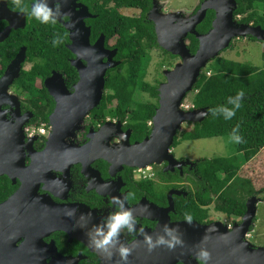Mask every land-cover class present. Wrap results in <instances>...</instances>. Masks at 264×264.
I'll list each match as a JSON object with an SVG mask.
<instances>
[{
  "label": "flooded vegetation",
  "instance_id": "obj_1",
  "mask_svg": "<svg viewBox=\"0 0 264 264\" xmlns=\"http://www.w3.org/2000/svg\"><path fill=\"white\" fill-rule=\"evenodd\" d=\"M59 2L60 11L67 14V19L61 17L56 24H41L26 12H21L15 0H0V82L20 51L25 54L19 77L8 82L7 88L0 90V151L6 144V147L13 153L21 154L24 162L21 171L14 173L13 176L6 173L0 175V264H124L115 248L111 249L113 252L111 258L93 249L88 243L86 234L113 210L110 204L113 197L128 193L133 194V198L126 203V206L132 210L137 220V233L130 235L126 230L121 233L120 241L132 248L126 264H198L195 254L199 248H205L210 253L208 264H226L222 250L212 252L213 250L209 251L210 245L187 243L188 234L174 225L185 222L186 213L192 216V222L201 225L208 226L214 222H222L227 226L228 231L225 229L224 232H219L216 238L226 242L227 238L235 239L238 235L236 228L244 220L248 201L258 198L262 199L259 200L260 202L264 200L263 198L260 196L246 198V211L241 216L228 215L216 209V199L212 203H204L203 195L210 193V186L199 172L200 161L178 157L175 154L174 148L178 135L171 147V154L179 162L191 161L186 164L181 163V166L169 161L163 164H153L141 168H150L149 171H151L150 175L143 176L139 174L140 168L138 167L127 164L120 167L102 158L94 161V152L99 149L94 148V135L102 138V141L99 139L97 141L101 145L106 143L109 147L121 151L125 147L127 137L117 135L119 132L125 135L130 131V146L141 143L151 136L154 116L160 106V93L158 92L156 99L151 97L149 100V102L157 103V106L155 115L148 123L150 129L141 138L135 135L137 131L135 132L131 125L130 116L96 118L92 114L101 105L107 92L109 71L124 63V58L118 57V48L113 47L115 44H112L113 37L109 41L104 32H100L97 36L94 35V19L99 15L96 12L97 8L110 9L114 5L113 1L77 0L78 4L88 7L91 15L85 18L86 25L91 28V45H94L104 35L105 47L109 50H118L114 59L120 64L107 71L106 88L101 103L80 122L78 128L73 129L74 135L67 137L65 142L58 147L61 154L66 157L63 162L57 163L61 170H53L52 173L46 170V167L49 168L52 164L51 157L45 154L48 148V138L53 131L50 117L58 104V100L47 87L46 80L51 78L55 72L60 73L66 89L71 93L75 92V87L81 80V74L73 64L78 56L69 48L73 42L71 30L67 27L71 17L64 8V2L61 0ZM202 2L200 0L199 6L195 11L193 10L192 14L190 13L191 15L198 11ZM32 3L33 0H20V4L25 8L30 9ZM48 3L50 7H55L56 0H48ZM163 5L164 3L161 4L160 0H151V7L145 14L147 21L153 24L155 32V8L157 12L163 14L173 12L165 9ZM123 13L128 16H141L139 10L124 9ZM181 18L184 19V17ZM203 21L197 25V31L204 34L208 33L213 25L207 31L201 32L199 28ZM190 36L191 33L187 35L186 42L191 49ZM36 39L47 42L59 39L64 48L71 52L70 55L65 54L64 48L61 47V62H69L75 73L71 75L67 74L64 69L53 68L50 74L36 81L35 90L21 85L19 80L23 73L31 71L36 63L41 62L38 57L31 59L29 45L25 43ZM18 41H21L20 44ZM199 45L200 42L196 50L191 49L192 53H196ZM157 49L162 51L163 57H166L169 64L167 69L160 72L161 75L163 72V80L153 83L158 85L159 91L160 86L168 81L166 70H173L182 58L169 52L177 57V59L176 57L171 59V55L165 54L163 52L165 49L161 46L155 50ZM81 61L86 66L89 64L85 58H81ZM55 85L59 86V84ZM113 105L115 104L111 106ZM46 114L47 121L45 120ZM2 117H5V123ZM41 120L43 121L39 124ZM119 122L121 123L120 129L117 128ZM30 125L38 128L44 125L46 133L29 138L26 129ZM184 125L183 132L184 128L187 129V125L185 127ZM14 135H20L21 146L16 145L12 140ZM91 142L92 154L76 157V159L80 158V161L73 163L74 151ZM13 159L16 158L12 156L5 160L10 161L12 166L18 170V163L15 162L16 165H14ZM38 163L44 166L36 170ZM212 206L217 213L212 212ZM221 216H225L224 219L220 218ZM165 225L178 230V235L184 241L183 246H176L174 249L159 246L149 251L144 243L143 235L139 234V229L142 228L145 234L155 239L157 235L162 234ZM253 225L245 240L249 242L251 248H260L261 246L251 242ZM235 244L236 248H241L240 243L235 242Z\"/></svg>",
  "mask_w": 264,
  "mask_h": 264
},
{
  "label": "water",
  "instance_id": "obj_2",
  "mask_svg": "<svg viewBox=\"0 0 264 264\" xmlns=\"http://www.w3.org/2000/svg\"><path fill=\"white\" fill-rule=\"evenodd\" d=\"M61 1L64 2V8L71 17L67 27L71 30L73 42L69 48L78 56L73 64L80 72L81 80L76 85L74 93L66 89L60 73L55 72L51 78L46 80L47 87L58 100L55 112L50 117L53 131L48 138V148L45 152L46 156H50L52 159L51 166L46 167L50 173L53 170H61L57 163L63 162L66 157L61 154L58 147L65 142L67 137L74 135L73 129L78 128L80 122L101 103L106 88L107 71L120 64L114 59L118 50H109L105 47L104 35L94 45H91V28L85 22V18L91 16L88 7L78 4L77 0ZM237 7V0H205L197 13L193 15L188 13L190 16H185V19L181 18L184 15L182 11L163 14L157 12V8H155L154 19L159 45L173 55L180 56L182 61L173 70H166L168 81L159 88L160 106L154 116V128L151 136L141 143L130 146V131L125 135L119 132L117 135L127 137L125 147L121 151L109 147L106 143L101 145L97 141L98 139L102 141V138L94 135V148H99L94 152V161L102 158L116 166L122 167L127 164L138 168L163 164L166 161L177 163L179 166L181 163L191 162L190 160L179 162L171 154V147L178 133L183 130L185 123L202 122L210 114V111L208 108L184 110L183 104L187 95L194 91L203 70L208 67L211 61L219 57L224 49L230 47L234 38L252 36L264 41V29L261 26L237 21L234 14ZM209 10L216 12L212 29L208 33H199L197 25L206 18ZM190 33L194 34L200 42L196 53H192L186 42V37ZM81 58L87 59L89 64L84 65ZM24 60L25 54L20 51L1 80L0 90L5 89L8 82L19 77ZM55 84H59V86ZM2 120L4 123L6 122L5 117H2ZM117 126L120 129L121 123L119 122ZM12 140L16 145L21 146L20 135H14ZM88 154H92V142L81 149H76L72 162H79L80 158L76 159V157ZM12 156L16 158L13 159V162L14 165H16L15 162L18 163V170L12 166L10 161L5 160ZM39 164L41 163H38L36 170L44 166V164ZM23 165L21 154L13 153L4 144L0 151V175L6 173L13 176L14 173L21 171ZM259 200L262 199L253 198L248 201L244 220L236 228L238 235L235 239L227 238L226 242L216 238L219 232H224L227 229V226L222 222H214L208 226L197 222L191 224L183 222L174 226L188 234L187 243L210 245L209 251L213 250L212 252L222 250L225 254L223 259L226 264H264V247L251 248L249 242L245 240L254 222ZM227 234L230 235V233ZM235 242L240 243L241 248H236Z\"/></svg>",
  "mask_w": 264,
  "mask_h": 264
},
{
  "label": "trees",
  "instance_id": "obj_3",
  "mask_svg": "<svg viewBox=\"0 0 264 264\" xmlns=\"http://www.w3.org/2000/svg\"><path fill=\"white\" fill-rule=\"evenodd\" d=\"M110 1L114 3L110 9L100 7L96 10L99 15L94 19V35L104 32L109 41L113 37V47L118 48V57L124 58V63L109 71L107 92L101 105L92 114L96 118L130 116L131 125L137 131L135 135L141 138L150 129L148 123L155 115L157 103L147 101L136 104L135 93L141 90L156 99L159 92L158 85L145 79L148 64L152 61L151 51L160 48L154 26L145 18L151 7V0H107ZM237 2L235 18L241 23L264 29V0ZM124 9L139 10L141 16L125 15ZM214 17L215 11L209 10L199 30L207 31ZM190 39V47L194 51L199 41L192 34ZM249 39L257 40L252 36ZM25 43L29 45L31 59L38 57L41 62L36 63L31 71L23 73L19 80L21 85L35 90L36 81L50 74L53 68L64 69L71 75L75 73L69 62H61L63 43L54 45L53 42L37 39ZM107 45L110 46L108 43ZM262 45L264 58V41ZM63 51L71 54L67 48ZM163 52L173 56L166 50ZM239 91L244 92L241 107L231 120H226L220 109L231 108L228 98L235 97ZM193 92L195 109L208 108L210 114L202 122L194 123L193 128L185 130L183 140L228 136L233 128L239 126V135L243 137V141L236 143V148L242 154V164L234 157L205 160L199 164V172L210 186V193L203 195L204 203H212L216 199V209L228 215L241 216L246 211V198L257 197L264 192V182L260 184L255 180L252 172L246 174L250 166L264 165V69L249 63L219 59L216 65L210 64L204 69ZM112 104L115 105L111 106ZM45 120H48L47 114ZM178 144L176 140V146ZM243 165L245 168L242 170Z\"/></svg>",
  "mask_w": 264,
  "mask_h": 264
},
{
  "label": "rangeland",
  "instance_id": "obj_4",
  "mask_svg": "<svg viewBox=\"0 0 264 264\" xmlns=\"http://www.w3.org/2000/svg\"><path fill=\"white\" fill-rule=\"evenodd\" d=\"M161 4L164 3L163 7L169 11H182L185 16H190L188 13H193V10L197 8L200 4V0H160ZM203 3V2H202ZM201 3V5H202ZM200 9V8H199ZM198 9V10H199ZM197 13V11L195 12ZM159 44V43H158ZM156 49V48H155ZM153 49L151 52L152 61L149 62V69L146 75V80L152 83H158V81L163 80V69H167L169 64L166 57H163L162 51L160 49ZM176 56H171L175 58ZM177 59V57H176ZM219 59L233 60L239 63H249L261 69H264V58H263V45L260 40H251L249 37H238L234 38L230 47L224 49L218 59L211 61L208 66L216 65ZM204 71V70H203ZM134 103L147 102L151 99L149 94L142 92L141 90L136 91ZM194 101V92H190L187 95L185 101ZM187 129L193 128L192 123H186ZM184 128V131L187 130ZM183 132V131H182ZM183 133L181 131L178 134L177 140L179 142L178 146L174 148L175 154L178 157H187L190 160H195L204 162L205 160H212L217 158H236L239 164H242V154L237 150L236 143L232 141L231 136L223 137H212V138H202V139H192L183 140ZM245 168V165L241 168ZM240 170V171H242ZM252 172L255 180L261 184L264 182V165L254 164L250 166L246 172L248 175ZM241 175V172L239 173ZM239 181V180H238ZM237 181V182H238ZM264 198V192L259 195ZM212 212L217 213L212 206ZM225 216L220 218L224 219ZM253 230L251 231V242L255 243L257 246L264 247V200L257 204L256 216L253 223Z\"/></svg>",
  "mask_w": 264,
  "mask_h": 264
},
{
  "label": "clouds",
  "instance_id": "obj_5",
  "mask_svg": "<svg viewBox=\"0 0 264 264\" xmlns=\"http://www.w3.org/2000/svg\"><path fill=\"white\" fill-rule=\"evenodd\" d=\"M16 6L21 12H26L29 16L40 22L41 24H56L59 18L67 19V14L62 13L59 0H56L55 7H50L48 0H33L29 8H25L20 4V0H15ZM59 39H54L53 44H59ZM244 96L243 91L237 92L235 97H229L228 102L232 105L229 107H222L220 109L224 119L231 120L236 114V110L241 107V100ZM186 101H184L185 104ZM193 102V100H192ZM183 104V105H184ZM184 109V108H183ZM195 109V108H194ZM193 109V110H194ZM213 115H216L214 110H211ZM231 139L235 143H241L243 137L239 135V126L233 128ZM133 198V194L128 193L120 197H113L110 204L113 210L109 212L106 217L102 218L101 223L94 226L86 235L88 237L89 245L100 253H104L107 257L111 258L113 252L112 248L116 249L119 253L121 260L126 264L128 256L132 248L120 241V236L123 231L130 235L137 233V220L134 217L132 210L126 206V203ZM192 216L190 214L184 215V221L188 224L192 223ZM139 234L143 235L144 243L147 245L148 250L159 247L167 246L169 249H174L176 246H183V239L178 235V230L173 227L165 225L162 234H159L153 239L152 236L144 233V230L139 229ZM195 259L198 264H208L210 253L205 248H199L195 254Z\"/></svg>",
  "mask_w": 264,
  "mask_h": 264
},
{
  "label": "built area",
  "instance_id": "obj_6",
  "mask_svg": "<svg viewBox=\"0 0 264 264\" xmlns=\"http://www.w3.org/2000/svg\"><path fill=\"white\" fill-rule=\"evenodd\" d=\"M211 73H208V75H210ZM183 108L184 110H193L195 108V105L193 102H185V104L183 105ZM26 133L28 135L29 138H33L39 134H45L46 133V127L44 125L40 126L39 128L34 126V125H30L27 127L26 129ZM150 168H147V169H139V174H142L143 176H146V175H150V172L149 171Z\"/></svg>",
  "mask_w": 264,
  "mask_h": 264
}]
</instances>
